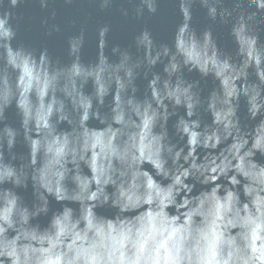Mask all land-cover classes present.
Segmentation results:
<instances>
[{
	"label": "clouds",
	"instance_id": "1",
	"mask_svg": "<svg viewBox=\"0 0 264 264\" xmlns=\"http://www.w3.org/2000/svg\"><path fill=\"white\" fill-rule=\"evenodd\" d=\"M23 2H0V264H264V0H176L166 40L146 21L161 0H138L130 38L96 27L90 63L83 28L63 55L21 39Z\"/></svg>",
	"mask_w": 264,
	"mask_h": 264
},
{
	"label": "water",
	"instance_id": "2",
	"mask_svg": "<svg viewBox=\"0 0 264 264\" xmlns=\"http://www.w3.org/2000/svg\"><path fill=\"white\" fill-rule=\"evenodd\" d=\"M4 4L7 0H0ZM176 0H161V13L157 17H146L149 23L156 31L158 39L166 40L169 38L171 29L178 19L176 9ZM138 3V0H113V5L110 9L101 12L99 10L98 0H73L71 5H65L64 0H48V6L41 9L39 0H24L19 4L15 11V21L19 28L21 39L34 44L44 43L50 47L56 54L63 55L65 49V40L68 36L78 34L79 30H85L86 50L84 53V61L90 63L95 57V29L100 24L112 25L113 31L110 34L114 39L126 40L136 30L138 25L135 21L123 19L119 14L121 7H131V4ZM246 6V5H245ZM2 11V9H0ZM53 12L55 15L53 16ZM255 17L251 21L252 34L260 33L257 46L264 48V24H257ZM194 20L197 26L205 23L202 13L197 11L194 14ZM42 21H46L42 25ZM52 25H56L61 29L59 34H54L51 38H45L43 33ZM216 35L219 46L222 50L232 58V62L239 68L244 64L246 57L240 53L239 44L234 37L229 34V29L224 24H218L216 27ZM247 77L237 80V86L243 89L245 86H251L256 82L255 68L249 67L246 69ZM202 87L205 89L218 87L217 82L212 79L206 83L202 82ZM143 88V84H141ZM240 114L242 121H246V105L247 97H240ZM9 122H14V113L8 112ZM96 122L91 121L90 125H95ZM20 151L23 152L21 145ZM25 198H29L28 193H24ZM107 214V213H106Z\"/></svg>",
	"mask_w": 264,
	"mask_h": 264
}]
</instances>
